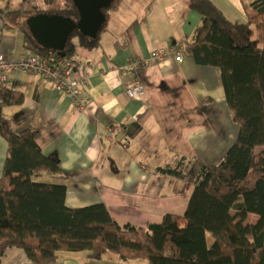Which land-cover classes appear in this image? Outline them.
Segmentation results:
<instances>
[{
  "label": "crops",
  "instance_id": "1",
  "mask_svg": "<svg viewBox=\"0 0 264 264\" xmlns=\"http://www.w3.org/2000/svg\"><path fill=\"white\" fill-rule=\"evenodd\" d=\"M211 1L230 21L247 23L242 0ZM32 2L0 0V53L18 57L31 50L25 46L23 23L33 15ZM115 8L111 23L106 13L109 28L103 36L100 32V45L78 47L73 57L90 76L86 94L95 111L75 109L71 98L45 78L21 72L5 86L22 92L24 101L5 107L4 113L14 132L37 131L43 154L58 159L68 207L103 203L120 226H146L168 213L184 214L199 170L223 159L239 127L220 69L198 65L185 51L201 23L189 0H122ZM170 48L175 52L163 61L139 64L150 60L154 49ZM180 49L183 60L177 61ZM136 80L145 87L140 99L127 92ZM7 152L8 142L0 137V177ZM181 156L194 158L184 179L158 171ZM1 264L36 263L12 247ZM50 264L135 263L110 253L95 261L84 251L63 253Z\"/></svg>",
  "mask_w": 264,
  "mask_h": 264
},
{
  "label": "trees",
  "instance_id": "2",
  "mask_svg": "<svg viewBox=\"0 0 264 264\" xmlns=\"http://www.w3.org/2000/svg\"><path fill=\"white\" fill-rule=\"evenodd\" d=\"M43 2L33 14L79 18L73 1L51 9L47 4L55 0ZM242 2L247 23L230 21L211 0H189L201 23L185 51L198 65L220 69L239 132L218 164L201 167L184 214L168 213L160 223L120 226L103 203L68 207L58 159L43 154L37 131L14 132L4 113L5 107L22 104L24 94L0 85V137L8 142L0 177V264L12 247L36 264L84 251L95 261L110 253L136 264H264V0ZM23 30L28 49L49 52L26 21ZM99 45L100 33L76 31L66 57L73 58L78 47ZM193 161L181 156L158 171L184 179Z\"/></svg>",
  "mask_w": 264,
  "mask_h": 264
},
{
  "label": "built area",
  "instance_id": "3",
  "mask_svg": "<svg viewBox=\"0 0 264 264\" xmlns=\"http://www.w3.org/2000/svg\"><path fill=\"white\" fill-rule=\"evenodd\" d=\"M175 52L170 49H154L147 64L151 61H163L167 55ZM176 60H183V49L176 52ZM137 64V63H136ZM27 72L42 76L53 85L54 90L71 98L73 106L79 111H95L94 100L86 94L90 83L88 73L80 71L78 62L69 57H61L56 52L39 53L27 50L18 57L0 53V84L8 82L16 73ZM127 92L132 98H142L145 94L143 83L136 80L127 86Z\"/></svg>",
  "mask_w": 264,
  "mask_h": 264
},
{
  "label": "water",
  "instance_id": "4",
  "mask_svg": "<svg viewBox=\"0 0 264 264\" xmlns=\"http://www.w3.org/2000/svg\"><path fill=\"white\" fill-rule=\"evenodd\" d=\"M79 14L78 20L63 14L39 12L26 20L37 44L59 56L67 55L68 40L76 31L96 37L107 22L105 10L112 7L114 0H72Z\"/></svg>",
  "mask_w": 264,
  "mask_h": 264
},
{
  "label": "rangeland",
  "instance_id": "5",
  "mask_svg": "<svg viewBox=\"0 0 264 264\" xmlns=\"http://www.w3.org/2000/svg\"><path fill=\"white\" fill-rule=\"evenodd\" d=\"M56 2L55 3H52V5H50V4H47V7L49 8V9H51L53 6H55V4H61V5H63L64 3H66V2H69V1H72V0H55ZM120 1H122V0H114V4H113V6L112 7H110V8H108L107 9V11H106V13L108 14V21L110 22V20H111V16L115 13V7L117 6L118 7V5H119V3H120ZM33 7L36 5V4H38L39 6H45V4H44V2H43V0H33ZM20 6H23V5H19V7ZM25 6H27V7H30V2L29 3H27ZM32 7V8H33ZM40 7V8H41ZM111 23V22H110ZM109 28V23L107 22L106 23V25L104 26V28L102 29V31H101V35L103 36L104 35V33H105V31L107 30ZM253 217V216H252ZM209 241L211 242L212 241V238L211 237H209ZM135 264L137 263V262H134ZM140 263H143V262H140Z\"/></svg>",
  "mask_w": 264,
  "mask_h": 264
}]
</instances>
